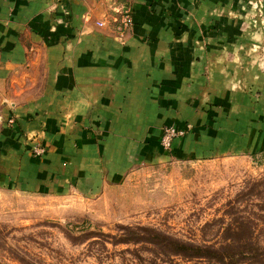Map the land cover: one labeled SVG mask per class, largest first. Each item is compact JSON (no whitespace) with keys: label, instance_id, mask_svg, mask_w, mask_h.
<instances>
[{"label":"crops","instance_id":"1","mask_svg":"<svg viewBox=\"0 0 264 264\" xmlns=\"http://www.w3.org/2000/svg\"><path fill=\"white\" fill-rule=\"evenodd\" d=\"M165 125L186 129L169 150ZM260 150L264 0H0L1 189L92 197Z\"/></svg>","mask_w":264,"mask_h":264},{"label":"rangeland","instance_id":"2","mask_svg":"<svg viewBox=\"0 0 264 264\" xmlns=\"http://www.w3.org/2000/svg\"><path fill=\"white\" fill-rule=\"evenodd\" d=\"M263 151L139 165L92 197L0 188V264H202L116 242L143 226L218 245L235 216L256 219L264 242Z\"/></svg>","mask_w":264,"mask_h":264},{"label":"trees","instance_id":"3","mask_svg":"<svg viewBox=\"0 0 264 264\" xmlns=\"http://www.w3.org/2000/svg\"><path fill=\"white\" fill-rule=\"evenodd\" d=\"M260 207L264 212V198ZM233 219L234 226L229 225L223 233L227 241L218 245L185 241L143 226H124L125 233L116 243H147L154 257L160 259L175 256L202 264H264V242L260 239L261 228L256 219L251 216L243 219L235 216ZM260 219L264 220V214Z\"/></svg>","mask_w":264,"mask_h":264},{"label":"built area","instance_id":"4","mask_svg":"<svg viewBox=\"0 0 264 264\" xmlns=\"http://www.w3.org/2000/svg\"><path fill=\"white\" fill-rule=\"evenodd\" d=\"M98 25H102L101 22H97ZM132 24V17L129 13H125L121 19L120 27L126 28ZM186 133L185 128H180L174 125H165L162 128V134L159 140L160 146L164 150H169L171 148L172 142L175 138L184 136ZM44 152V148L40 145H34L32 148V153L34 155H40Z\"/></svg>","mask_w":264,"mask_h":264}]
</instances>
